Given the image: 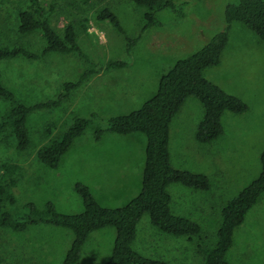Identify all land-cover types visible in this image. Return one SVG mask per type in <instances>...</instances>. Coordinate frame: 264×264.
Returning a JSON list of instances; mask_svg holds the SVG:
<instances>
[{"label":"rangeland","instance_id":"374dc122","mask_svg":"<svg viewBox=\"0 0 264 264\" xmlns=\"http://www.w3.org/2000/svg\"><path fill=\"white\" fill-rule=\"evenodd\" d=\"M54 5L52 26L62 33L77 23L80 48L95 62L125 61L128 67L92 78L75 90L57 109L31 114L27 127L31 146L19 152L13 146H0V163L19 165L16 184L10 192L16 204L3 207L11 213L26 209L28 203L43 208L51 202L61 214L83 212L84 204L75 190L77 183L90 187L98 203L106 208L126 206L142 189L147 137L142 133H105L94 140L98 124L106 127L115 116L139 110L158 91L160 77L175 64L201 50L226 27L225 9L239 0H173L176 7L157 14L159 25L148 29L140 42L127 53V41L108 22H98L102 8L114 12L129 37H136L147 9L132 0H41ZM30 0H0V46L23 44L34 52L44 46L41 34L21 36L16 30V9L27 8ZM181 12V13H180ZM87 21L88 31L80 25ZM217 67L207 68L205 78L249 106L243 114L225 112L224 133L210 144H201L196 131L203 119L201 103L188 98L171 123L169 151L175 169L206 175L209 191L171 184L172 214L186 217L202 228L200 236L174 238L161 233L143 216L137 226L133 248L142 255L171 264H204L201 247H213L224 206L249 186L262 171L264 152V42L239 22L229 31L228 45ZM84 63L76 54L52 53L40 60L19 57L0 60L3 84L26 105L54 98L63 83L79 78ZM10 104L0 99V118ZM97 115L81 137L63 156L57 169L40 163L38 150L47 143L45 132L54 125L53 135L68 130L75 118ZM116 230L93 232L87 239L77 264H104L111 255ZM74 240L68 229L50 225L30 226L24 232L0 227V264H62ZM230 264H264V193L248 212L245 222L233 236L227 254Z\"/></svg>","mask_w":264,"mask_h":264},{"label":"trees","instance_id":"16d2710c","mask_svg":"<svg viewBox=\"0 0 264 264\" xmlns=\"http://www.w3.org/2000/svg\"><path fill=\"white\" fill-rule=\"evenodd\" d=\"M132 2L147 9L136 37L127 35L118 16L109 8H102L95 14L96 21L110 23L126 37L128 54H131L148 29L160 24L158 13L167 9L177 13L179 8L182 12V8L186 6V3H181L180 7H176L177 4L173 0ZM15 13L18 34L25 36L39 33L44 46L40 51L34 52L23 44L1 45L0 60L19 57L40 60L52 53L76 54L85 65L79 78L74 82L63 83L61 91L54 98L32 105H26L6 88L0 73V99L10 104V109L0 118V146H13L19 152H25L31 146L27 127L31 114L57 109L70 99L75 90L95 76L125 69L129 65L125 61L111 60L106 63L93 61L78 44L77 23L67 24L62 33L55 31L52 26L54 5H45L41 0H30L27 8H17ZM225 20L226 27L223 31L216 34L195 54L179 60L172 69L160 77L157 94L139 110L112 117L106 127L98 124L95 128L96 142H99L105 133L146 135L142 189L137 197L124 207L106 208L98 203L89 186L77 183L75 190L84 204V210L79 214H61L51 202L46 203L43 208L28 203L23 211L11 213L3 210V207L8 202L16 204V198L10 189L16 184L14 176L19 171V165L2 162L0 227L14 232H24L30 226L43 224L72 231L74 240L62 264H77L89 236L95 231L107 228L116 230V238L111 255L104 264H171L162 259L144 256L133 248L139 222L143 216L148 215L151 225L163 234L190 239L200 236L202 228L199 224L186 217L172 214L170 209L172 197L168 187L171 184H182L189 189L204 192L211 188L206 175L175 169L172 166L169 151L171 123L188 98L197 99L203 106L204 116L197 127L195 138L201 144H210L224 133L222 117L225 112L243 114L249 110L248 104L242 99L228 94L208 81L204 71L220 65L234 22L242 23L264 42V0H239L229 3L225 9ZM86 22L82 21L80 25L87 32L89 27ZM96 117L97 115L93 114L89 118H75L68 130L60 136L53 135L54 125L49 124L45 132L47 143L37 152L40 163L47 168L57 169L74 141L83 135ZM260 162L262 171L258 178L222 209L215 245L200 248L204 264H230L226 257L233 246L234 232L245 222L248 212L264 193V152L260 156Z\"/></svg>","mask_w":264,"mask_h":264},{"label":"crops","instance_id":"0c3cea01","mask_svg":"<svg viewBox=\"0 0 264 264\" xmlns=\"http://www.w3.org/2000/svg\"><path fill=\"white\" fill-rule=\"evenodd\" d=\"M225 51V50H224ZM224 53V52H223ZM223 56V55H222ZM235 96V95H234ZM238 97V96H237ZM243 100V99H242ZM244 101V100H243Z\"/></svg>","mask_w":264,"mask_h":264}]
</instances>
